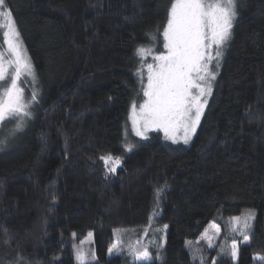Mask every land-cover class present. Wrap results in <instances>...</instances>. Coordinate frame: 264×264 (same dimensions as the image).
<instances>
[{
    "label": "trees",
    "instance_id": "obj_1",
    "mask_svg": "<svg viewBox=\"0 0 264 264\" xmlns=\"http://www.w3.org/2000/svg\"><path fill=\"white\" fill-rule=\"evenodd\" d=\"M172 2L5 0L35 80L18 81L31 115L0 147V264H264L256 258L264 257V0H236L191 140L151 133L131 151L122 143L149 60L136 49L161 51ZM14 126L0 124V139ZM108 154L121 157V178L96 172ZM249 210L250 240L239 236L236 259L231 248L220 255L217 244L197 241L210 223L230 237V218ZM117 231L123 245L142 237L152 259L110 254ZM89 233L91 256L77 262Z\"/></svg>",
    "mask_w": 264,
    "mask_h": 264
},
{
    "label": "snow or ice",
    "instance_id": "obj_2",
    "mask_svg": "<svg viewBox=\"0 0 264 264\" xmlns=\"http://www.w3.org/2000/svg\"><path fill=\"white\" fill-rule=\"evenodd\" d=\"M237 16L236 0H173L163 31L166 51L153 56L155 63L147 64V85L143 89L146 99L140 104L139 112L135 104L132 107L130 118L136 135L143 137L149 128H157L173 143L182 140L187 144L191 140L208 102L207 97L212 93L211 81L216 74L210 70L209 64L215 58L218 66L222 49L231 39L233 22ZM0 29H4V45L14 57L7 63L15 65L10 83L0 88V124L7 127L9 122L15 121V126L8 130L7 136L0 139V147H3L22 130L25 118L31 115L18 81L22 73L31 75L33 80L35 74L30 61L23 55L19 31L5 0H0ZM152 52L151 47L136 49V55L142 59ZM5 63L4 53L0 52V82H5L8 72ZM138 73L143 79L142 68L138 69ZM32 100H36L35 92ZM181 131L182 136L178 135ZM133 147L127 144L125 150L131 151ZM100 159L111 173H115L121 163V157L118 156L106 155ZM166 187L165 183L155 189L157 205ZM253 216L254 212L249 210L242 216L230 218L233 230L243 234L245 242L250 240L246 230L250 228ZM116 250L117 246L113 245L109 253ZM130 252L134 262L151 259L147 248H131ZM231 256L233 259L237 257L235 240L232 241ZM256 258L264 260V257ZM77 259H82L79 253Z\"/></svg>",
    "mask_w": 264,
    "mask_h": 264
},
{
    "label": "rangeland",
    "instance_id": "obj_3",
    "mask_svg": "<svg viewBox=\"0 0 264 264\" xmlns=\"http://www.w3.org/2000/svg\"><path fill=\"white\" fill-rule=\"evenodd\" d=\"M162 39L163 40H162V44H161V51L152 52V54L149 55V60L146 59L145 61H143V65L140 67L143 70V79H141V76H140L142 96H141L140 103L138 105L135 104L137 112H139V110H140L139 109L140 104H142L144 102V100L146 99L144 97V95H143V89H144V86L147 85V76H148L147 64L155 63V61L153 60V56L158 55V54L166 51V49L164 48V38H162ZM21 47H22V45H21ZM22 49H23V55L27 58L26 52H25L23 47H22ZM0 52L4 53V60L6 61L5 67L8 69V72L11 71V75H13L15 73V65L14 64H8L7 61L14 60V57H12L11 53H9L7 51V46L6 45H4V49L0 50ZM27 60H28V58H27ZM27 75H28L27 73H22V75L20 77V79L24 80L23 84H25V83L28 84V81H27L28 80L27 79L28 76ZM18 87L22 88L19 85H18ZM132 107H133V104L131 105V107L129 109V113H128L127 120H126L124 129H123V134H122V143H123L125 148H126L127 144H131V145H133L135 147L137 145V140L145 139L151 133H158V134L161 135V137L164 140H166V141H168L170 143H173L171 140L165 138V134H164V132L162 130L157 129V128H149L147 130V132L145 133V136H143V137L136 135V132H135V130L133 128L132 120L130 118L131 113H132ZM141 127H142V125H141ZM178 135L182 136L183 135L182 131L180 133H178ZM193 135H194V133H193ZM177 143L178 144H184L182 142V140H179ZM177 143H174V144H177ZM108 155H111L113 157H117V156H115L113 154H108ZM96 172L98 174H100L103 178H105V179H107L109 181H112V180L121 178L122 175H123L124 170H123L122 163H120V165H119V167H117V170H116L115 173L108 172L104 162L101 161L100 166L96 168ZM246 212L247 211H244L240 215H236V216H242ZM252 219L250 221V224L252 222ZM229 229H230V237L229 236L226 237V235H223V233H222L221 225H218V224H215V223H210L205 228L202 236L197 241L198 242L203 241V242H206V243H208L209 245H212V246H214V244H217L216 246H218V254L221 255V254L226 252L227 248H229V249L231 248L233 240H235L236 243L238 244V240L237 239L240 238L239 236L242 235L241 233L233 230L234 229V225L232 224L231 220H229ZM141 238L142 237L135 238V239H133L131 241H128L127 244L123 245L124 242H123V240L121 241V239L119 237V232L117 231V233L114 234L112 246L116 245L118 250H121L123 248L126 249L127 252L131 254V258H133L132 253L130 252L131 248H139V249H144L145 248V244H143ZM92 241H93L92 237L89 235V236H86L83 240H81V242L78 244V247L75 249L77 262H84V261H86L88 259L89 256H91L90 254H91V251H92V249H91ZM78 253L82 256L81 260L77 259V254ZM151 259H152V256H151Z\"/></svg>",
    "mask_w": 264,
    "mask_h": 264
}]
</instances>
